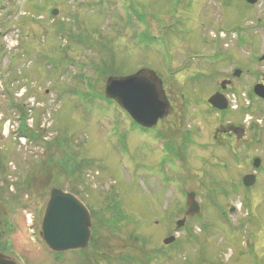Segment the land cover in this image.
<instances>
[{"label":"rangeland","instance_id":"1","mask_svg":"<svg viewBox=\"0 0 264 264\" xmlns=\"http://www.w3.org/2000/svg\"><path fill=\"white\" fill-rule=\"evenodd\" d=\"M174 3L0 0V243L4 254L22 264H77L73 254L46 250L40 238L43 209L55 188L77 195L90 206L122 204L128 209L123 211L129 224L126 232L140 235L141 227L149 226L158 235V242H127L128 253L137 262L125 257V249H116L111 253L114 264H264V221L254 218L257 202L250 196L264 200V178L248 191L247 200L198 196L206 208L189 228L194 243L181 238L178 257L164 248L162 229L152 223L171 213L173 165L161 157L163 144L155 131L143 132L104 96L108 77L125 76L139 67L170 79ZM53 10L56 16L51 15ZM221 17L223 27L235 26V6ZM216 18L210 15L212 21ZM236 106L233 119L245 131L254 124L262 139L264 104L241 100ZM247 107L252 108L251 115L239 114ZM243 143L244 158L264 153L263 143L247 148ZM189 168L187 163L178 172L180 186L195 177ZM179 200L183 202L182 195ZM218 204L226 213L229 207L236 212L222 220L216 215Z\"/></svg>","mask_w":264,"mask_h":264},{"label":"flooded vegetation","instance_id":"2","mask_svg":"<svg viewBox=\"0 0 264 264\" xmlns=\"http://www.w3.org/2000/svg\"><path fill=\"white\" fill-rule=\"evenodd\" d=\"M250 1L237 0L234 5L228 0H175L171 77L166 80L153 70L157 79L152 81L157 83L159 91H163L168 104L166 114L150 129L139 127L132 121L143 132L155 131L158 142L163 144L161 157H164L165 163L173 165L174 201L171 213L166 214L163 221H155L152 225L162 229V245L165 240L174 239L164 248H171L177 257L181 238L194 243L189 228L197 223L206 208V202L198 196H239L247 200L248 191L264 178V153H256L250 158L240 155L243 142H246V148L251 144L257 146L264 144V137L259 138L254 124L245 131L240 122L233 119L238 101L264 104V0ZM231 6H235L238 20L233 27H223L221 16L227 14ZM212 14L217 16L214 21L210 19ZM141 69L150 68L139 67L128 75ZM215 95L226 101L225 110H217L209 104L210 98ZM251 110L247 107L238 112H244L246 116L251 115ZM208 149L210 151L207 152ZM187 163L189 169L195 172V177L190 176L187 184L182 181L180 186L177 174L185 170ZM246 176L256 179L250 187L243 184ZM188 194L194 195L200 207L198 215L186 214ZM73 195L84 204L92 228L89 244L84 250L65 252L73 254L77 264H114L111 253L120 248L125 249V257L137 262L129 255L131 248L127 242H158V235L151 232L149 226H142L143 234L140 235L126 232L125 226L129 224L123 211L128 209L122 204L105 202L90 206ZM180 195L183 196L181 203ZM250 196L257 202L254 218L264 221V200ZM215 208L217 217L222 220L236 212L229 207L226 213L219 204ZM181 221L183 225L179 227ZM122 232H125L124 236H120ZM2 250L0 243V252L3 253ZM159 252L161 254L162 249Z\"/></svg>","mask_w":264,"mask_h":264},{"label":"water","instance_id":"3","mask_svg":"<svg viewBox=\"0 0 264 264\" xmlns=\"http://www.w3.org/2000/svg\"><path fill=\"white\" fill-rule=\"evenodd\" d=\"M250 3L252 1L247 0ZM53 16L57 11L52 12ZM155 72L150 69H141L138 72L124 77H109L106 80L104 94L114 101L130 118L143 128H152L165 116L168 107L159 91ZM258 92V91H257ZM264 93L262 94V97ZM209 104L217 110L227 108L226 101L218 95L210 98ZM255 164L258 161L255 159ZM254 176H246L243 184L250 187L255 182ZM187 216L199 214L200 207L193 194L187 195ZM183 221L179 223V227ZM91 223L84 205L72 194L62 189H51L48 200L43 209L40 226V237L45 247L55 253L84 250L91 238ZM173 238L163 242L169 245ZM0 264H21L16 258L3 255L0 252Z\"/></svg>","mask_w":264,"mask_h":264}]
</instances>
